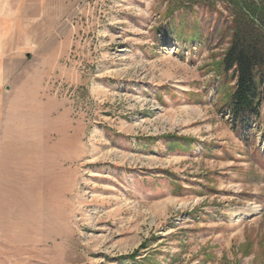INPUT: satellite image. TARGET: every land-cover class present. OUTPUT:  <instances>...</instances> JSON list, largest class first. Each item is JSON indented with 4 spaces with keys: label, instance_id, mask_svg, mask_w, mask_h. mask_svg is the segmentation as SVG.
Segmentation results:
<instances>
[{
    "label": "rangeland",
    "instance_id": "1",
    "mask_svg": "<svg viewBox=\"0 0 264 264\" xmlns=\"http://www.w3.org/2000/svg\"><path fill=\"white\" fill-rule=\"evenodd\" d=\"M243 19L264 0H0V264H264Z\"/></svg>",
    "mask_w": 264,
    "mask_h": 264
},
{
    "label": "trees",
    "instance_id": "2",
    "mask_svg": "<svg viewBox=\"0 0 264 264\" xmlns=\"http://www.w3.org/2000/svg\"><path fill=\"white\" fill-rule=\"evenodd\" d=\"M243 19L223 59L224 70L233 72L234 91L230 111L233 125L245 131L259 118L264 102V19Z\"/></svg>",
    "mask_w": 264,
    "mask_h": 264
}]
</instances>
